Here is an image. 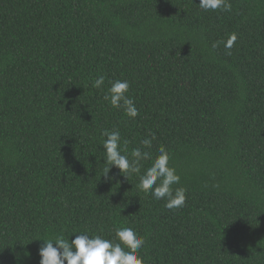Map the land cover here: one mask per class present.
Masks as SVG:
<instances>
[{
	"label": "trees",
	"instance_id": "16d2710c",
	"mask_svg": "<svg viewBox=\"0 0 264 264\" xmlns=\"http://www.w3.org/2000/svg\"><path fill=\"white\" fill-rule=\"evenodd\" d=\"M230 2L0 0V264H39L36 239L125 226L144 264H264V0ZM232 33L230 50L212 47ZM116 79L134 119L103 99ZM105 129L130 159L155 133L148 150L169 152L184 206L137 174L105 179Z\"/></svg>",
	"mask_w": 264,
	"mask_h": 264
},
{
	"label": "clouds",
	"instance_id": "9594fccd",
	"mask_svg": "<svg viewBox=\"0 0 264 264\" xmlns=\"http://www.w3.org/2000/svg\"><path fill=\"white\" fill-rule=\"evenodd\" d=\"M199 8L204 11H231L230 0H199ZM237 36L235 33L229 35L225 41L214 42L215 49L222 43L226 50H230ZM227 54H231L227 51ZM105 75L100 74L92 82L95 88H102L105 83ZM110 87L103 99L109 102L112 108H123L129 118H135L139 110L134 99L128 95L130 83L128 80L116 79L109 81ZM102 136L106 137L102 141L104 164L107 167L103 170L105 179L109 177L110 170L115 167L119 173L128 180L133 174L139 175L137 188L145 194H151L158 201L163 200L165 208L169 210L182 208L186 202V191L184 187H173L180 184V176L176 169L170 166V154L164 146L158 149V155L153 157L148 150L152 147V141L156 139L155 133L149 132V136L140 141L141 147L134 148L130 155L127 152V141L121 146V135L119 130L105 129ZM150 161L148 167H144V162ZM144 169L141 172V169ZM119 183V181H117ZM75 236L71 242L63 233L42 240L39 248V264H144L143 257L139 255V250L144 246L145 240L136 230L131 227H119L115 230L114 239H105L102 235H92L87 230ZM55 242V247L53 246Z\"/></svg>",
	"mask_w": 264,
	"mask_h": 264
}]
</instances>
